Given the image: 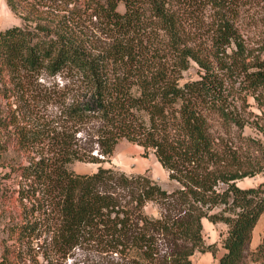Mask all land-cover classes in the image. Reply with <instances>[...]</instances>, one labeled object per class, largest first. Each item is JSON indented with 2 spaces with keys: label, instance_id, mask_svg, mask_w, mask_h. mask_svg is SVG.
<instances>
[{
  "label": "trees",
  "instance_id": "obj_1",
  "mask_svg": "<svg viewBox=\"0 0 264 264\" xmlns=\"http://www.w3.org/2000/svg\"><path fill=\"white\" fill-rule=\"evenodd\" d=\"M5 3L0 264H197L203 218L214 264H264V180L238 184L264 176V0ZM122 138L174 186L103 165Z\"/></svg>",
  "mask_w": 264,
  "mask_h": 264
},
{
  "label": "rangeland",
  "instance_id": "obj_2",
  "mask_svg": "<svg viewBox=\"0 0 264 264\" xmlns=\"http://www.w3.org/2000/svg\"><path fill=\"white\" fill-rule=\"evenodd\" d=\"M118 7L119 9H123V4L120 3ZM19 22L20 18L9 9L5 0H0V29ZM198 74V65L192 63V65L184 72V77H197ZM60 77L61 76L57 75V80L61 79ZM246 130L248 131L249 129L246 128ZM102 164L122 169L126 172L148 174L159 181L167 189H171L175 184L168 178L167 170L162 167L154 153L150 152L148 155H143L142 147L140 145L132 143L124 138L120 139L115 145L111 158L103 161ZM97 165L98 163L95 162L75 160L72 162L71 167L78 172H93L96 170ZM3 171L4 168L0 165V185H4V182H7V179L3 176ZM262 180H264V176L261 173H256L241 178L239 184L241 186L256 185ZM147 209L152 212L155 211V207L151 204L147 206ZM226 229L227 225L225 223L221 221L212 223L204 218L203 238L206 244L213 243L215 245L214 248L216 249V254L213 255L210 250H196L191 255V261L197 264L216 263L217 256L223 251L221 239L224 237ZM252 234L250 241L251 249L254 248L251 245L256 244L264 236V214H262L257 220ZM249 264L254 263L250 262Z\"/></svg>",
  "mask_w": 264,
  "mask_h": 264
},
{
  "label": "crops",
  "instance_id": "obj_3",
  "mask_svg": "<svg viewBox=\"0 0 264 264\" xmlns=\"http://www.w3.org/2000/svg\"><path fill=\"white\" fill-rule=\"evenodd\" d=\"M162 167H163V166H162ZM239 181H240V180H238V184H239ZM239 185H240V184H239ZM202 221H203V223H204V218H203V220H202ZM254 227H255V226H254ZM253 229H254V228H253ZM252 235H253V234H252ZM258 242H259V241H258ZM258 242H257V243H258ZM257 243H256V244H257ZM256 244H254V245H251V246L255 247V246H256ZM221 253H222V252H221ZM221 253H220L218 256H220V255H221ZM218 256H217V257H218Z\"/></svg>",
  "mask_w": 264,
  "mask_h": 264
}]
</instances>
